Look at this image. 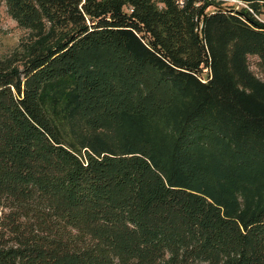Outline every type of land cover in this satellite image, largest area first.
I'll return each instance as SVG.
<instances>
[{"label": "trees", "instance_id": "trees-1", "mask_svg": "<svg viewBox=\"0 0 264 264\" xmlns=\"http://www.w3.org/2000/svg\"><path fill=\"white\" fill-rule=\"evenodd\" d=\"M5 1L64 35L0 58V264H264L253 0Z\"/></svg>", "mask_w": 264, "mask_h": 264}, {"label": "rangeland", "instance_id": "rangeland-1", "mask_svg": "<svg viewBox=\"0 0 264 264\" xmlns=\"http://www.w3.org/2000/svg\"><path fill=\"white\" fill-rule=\"evenodd\" d=\"M224 4L233 3L235 7L242 4L241 0H218ZM248 4V5H247ZM246 5L255 16L264 19V0H253ZM64 35L63 30L49 24L39 27H24L17 23L8 10L5 0L0 3V58L9 59L13 65L22 66L28 56L37 50L53 45ZM255 55L249 56L251 68L260 75L256 66ZM84 128L81 131H86ZM4 208L0 205V214Z\"/></svg>", "mask_w": 264, "mask_h": 264}, {"label": "built area", "instance_id": "built-area-1", "mask_svg": "<svg viewBox=\"0 0 264 264\" xmlns=\"http://www.w3.org/2000/svg\"><path fill=\"white\" fill-rule=\"evenodd\" d=\"M242 1V0H241ZM242 3H243V1H242Z\"/></svg>", "mask_w": 264, "mask_h": 264}]
</instances>
